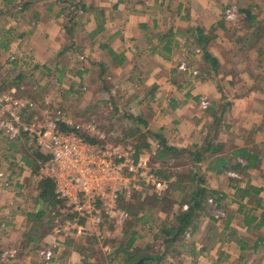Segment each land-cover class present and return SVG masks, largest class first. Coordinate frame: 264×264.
Masks as SVG:
<instances>
[{
	"label": "crops",
	"instance_id": "1",
	"mask_svg": "<svg viewBox=\"0 0 264 264\" xmlns=\"http://www.w3.org/2000/svg\"><path fill=\"white\" fill-rule=\"evenodd\" d=\"M236 1L0 0L2 86L15 87V83L10 81L12 69L24 76L19 62L10 65L7 60L15 51L33 56L37 69L50 68L53 61L56 67L62 60L73 57L72 53H80L78 57L81 60L85 54L90 55L104 67L124 71L129 78L122 75L121 80L131 81L137 91L144 89L148 93L137 98L143 101L145 107L139 106L138 102L129 103L139 106V113L134 116L146 122L148 131L161 134L168 146L192 155L203 153L201 162L191 164L190 161L188 174L191 181L188 184L194 190L203 188L209 193L221 195L223 200L219 202L227 208L225 218L218 222L208 213L197 212L193 227L190 226V241H183L181 237V243L175 242L171 247L162 241L164 247L157 258H146L141 254L138 258H129L131 254L125 256L118 253L123 248L120 243L114 248L115 253L126 257L128 263L135 264L145 259L144 264H264V224L256 227L264 210V0H240L246 6L244 12L255 17L254 23L245 26L243 22L237 38L228 39L229 26L222 13L226 4ZM75 7L80 9L73 16L71 12ZM198 41L202 44L206 42L203 49L197 45ZM262 43V47L248 52L251 46L254 48ZM222 46H225L224 49ZM236 47H243L244 53L241 50L238 52L240 55L236 53ZM193 48L195 52L199 51L194 52L197 63L200 61L204 65L202 80L193 81L190 70L181 71L178 68L182 62L190 66L187 58L192 57L190 52ZM108 50L122 55L124 63L116 66ZM204 51L217 61L216 69L204 60ZM247 59L253 61V66L242 64L241 60L245 62ZM90 61L93 62V59ZM69 65L73 67L75 63L70 61ZM89 66L100 67V63H90ZM221 73L226 76L246 73L250 83L244 86L237 77L234 82L219 79ZM203 98L211 103L206 111L198 107ZM254 126L255 131L251 130ZM155 142L149 140V151L145 150L142 157L151 161L154 159L156 153L153 154L152 149ZM214 149L217 152L211 154ZM239 150L257 156L255 169L243 170L245 161L233 157V153ZM219 158L225 160L224 167L216 166V159ZM239 159L243 161L242 165H239ZM235 165L241 168L237 171L232 168ZM19 166L12 168L14 174H11L13 188L18 190L26 182V177L33 178L30 170H21ZM178 170H181V165ZM230 170L240 175L238 181L224 176ZM247 186L261 189L259 196L243 208V212L252 209L250 215L256 218L249 227L239 211L235 191ZM9 191L0 189L1 197L6 198H3L5 207L0 208V244L6 246L0 249L13 253V256L3 264H36L31 254H39L42 249L57 243L60 248L51 263L58 262V258L61 264L83 263V257L65 244L66 239L80 236L55 235L52 231L36 247L25 245L26 215L30 214L26 208L31 200L28 197L18 199L15 207L13 204L17 199L8 198ZM25 191L21 190L19 194L25 196ZM246 203L247 200H244L243 204ZM33 206L36 209L35 202ZM134 233L135 242L127 252L134 253L138 242L146 241L137 232L131 231L130 235ZM147 244L142 246V250L147 249ZM173 250H176L175 254Z\"/></svg>",
	"mask_w": 264,
	"mask_h": 264
},
{
	"label": "rangeland",
	"instance_id": "2",
	"mask_svg": "<svg viewBox=\"0 0 264 264\" xmlns=\"http://www.w3.org/2000/svg\"><path fill=\"white\" fill-rule=\"evenodd\" d=\"M231 4H235L239 10V16H238L239 21L236 27L228 23L229 26L228 39L237 38L236 34L240 32L241 30L240 27L242 23L245 21L244 9L246 6L243 5L242 1L238 0ZM228 5L230 4H226V6ZM253 15L256 16V13L254 12ZM253 23L254 22H252L251 24ZM244 25L249 26V24L245 22ZM259 34H261V32ZM228 45H230V42H228ZM258 46L262 47L263 43L255 45L254 48L253 46H251L248 52L256 50ZM224 47L225 46H222V49H224ZM242 48L236 47L234 50H237L236 53L238 52L240 53V50L241 53L242 52L244 53V51H242ZM194 52L195 51L193 48V50L190 52V55L192 57L187 58V60L190 64V66H188L190 67L189 68L190 72L196 71L197 75L192 76L191 74L190 77L193 79V81L198 79L202 80L203 79L202 69H204V65L202 66V62L200 61L199 63H197L196 60L197 58H194L197 57L195 55L196 52L195 53ZM72 54L73 57L70 56L65 60H62V62L56 64V67H54V61H53L50 64L51 65L50 68L41 67L40 69H37L36 63L35 61H33L34 59L33 56H31L30 54L27 55L23 51H21L20 53L15 51L14 55L10 56L7 60L10 65L19 62L18 66H20V69L22 71L21 73H23L24 75L20 80H17L18 76L20 75L19 72H17L15 69H12L10 71L11 74L10 81L12 80L15 83V87L17 86L16 87L17 89H14L15 96H18L23 100L32 102L35 105V110H33V114H36L38 117L44 115L43 111L46 110L47 115L51 118L60 117V118H64L65 120H69L76 124H82V125L86 124L89 121H93L95 126L99 119L103 121V119L107 117L110 120V122H108L107 124L108 126L106 127L104 126L103 130L99 129L96 126L97 127L96 129H98L101 133L105 135V141L111 144L129 145L126 142H116V140L122 136L121 132L124 125H129L130 129L136 130V128L134 127H137L139 123L136 124V122H134L132 118L137 117L134 115H137L139 113L138 110L139 106L145 107L143 101H141L140 99L138 100L137 98L143 97L148 93L144 89L143 91H137L136 90L137 87L133 86L131 81L126 80L127 82L126 81L124 82V78L127 79L129 78L127 77V75H125L124 71L116 69L114 67H105V69H103L101 62L96 61V58L91 57L90 55L87 54L84 55L85 57L83 60H81L78 57L80 53L76 52ZM251 54H253V52ZM74 58L76 59L75 61ZM91 59H93V62L90 61ZM70 61L75 63V66L73 67L70 66L69 65ZM95 62L100 63V67L89 66L90 63L93 65V63ZM241 62L244 66L245 65L247 66L248 63L249 65L253 66L252 60L247 59L245 60V62L241 60ZM240 69H242L241 66ZM78 72H82L81 78L77 75ZM246 73L243 75L237 74L234 76H226L224 73H221L220 75H218V77L219 79L222 80L228 79V81L231 80L233 82L237 77L238 80L239 79L240 81L242 80L243 85L246 86L247 84L250 83V77L246 75ZM122 75H124L123 76L124 78L121 80ZM214 79L217 81L216 76ZM214 79L211 80H213V82L216 83ZM0 85L2 86L1 83ZM72 86L73 88L71 89ZM2 87L3 89L10 88L8 86L6 87L2 86ZM109 98L113 99V104L118 108H115L114 105L112 104L108 105ZM133 102L134 104H137L138 102L139 106L137 107L134 104L133 105L129 104ZM89 106L91 107L95 106L96 107L95 112H97L98 115L100 116L96 117L95 115H91L90 118L87 119L84 115V110L87 107L89 108ZM120 122H122V125H120ZM140 128H143L141 124H140ZM255 129L256 127L254 126L251 130L255 131ZM146 131L147 129L144 127L143 130L140 131V133H144ZM3 138L5 137L3 135L1 137L0 135V170H6V172H8L11 175L12 173L14 174L12 168H16L18 164H21V157L23 154L22 152H12L6 149L5 148L6 142L3 141ZM154 144L153 147L155 146ZM147 159L150 161V164L154 169H156V171L158 170L156 167H158L164 173V176H166L167 179L172 181L171 190L166 195H164V197L161 200L160 198H156L151 194H148L143 198H138V199L135 198L133 200L134 202L129 204L128 206V208L131 207L130 209L131 214L126 209L128 214V219L126 220V222L121 227H118V229L113 227L110 228L111 233L105 236V238L101 240V243L100 241L96 240L94 241L95 243L93 242L91 243V245H88L87 248L88 250L84 251V254L88 256V258L85 257L84 259H82L81 260L83 262L82 264H131L127 262L128 260H126V257H123L122 255L115 253L114 250L116 246L126 241L131 231L137 232L139 236L143 237V239H146V241L145 240L139 241L138 246H136V248L133 249L137 255L139 254L145 255L146 258H151V257L157 258L158 254L161 253L164 247L163 246L164 244L163 243H162L163 245L161 244V242L163 241V237L158 235L161 226H163L164 224L173 225L174 221L172 217L174 216V214H178L181 211L182 212L186 211L189 206L188 201L190 199L191 193L194 191V188L188 184V182L191 181L190 176L188 174V172H190L189 166H191V164L189 159L183 158L178 160L176 159L177 161L175 160V162L171 161L169 165L161 166L159 163H157L156 160L152 159L151 161L148 157ZM238 163L241 164L240 162ZM179 165H181V170H178ZM230 171L235 172L238 177L235 179L228 177L227 176L228 171L226 172V174H224V176L228 177V179L238 181L240 179L239 178L240 175L234 170H230ZM177 178L179 179V181ZM12 179L14 180V178ZM25 181L26 182H24L23 186L19 190L16 187L15 188L12 187L11 191L8 190L10 193L8 198L12 197L14 199H17L13 204L15 207H17V203H19V200L28 197L29 200H31V204L27 205L26 209L29 210L27 213H32L35 211L33 205L34 202L36 204L35 198H37L38 195V189H37L38 181H35L33 178L30 177H26ZM177 181H178V185H176ZM183 183L186 184L184 185ZM175 187H177V191L174 190ZM21 190L22 191L27 190L23 193L26 194L27 196L26 195L21 196V194H19V191ZM27 192L29 194H27ZM4 195L6 196L7 194L4 193ZM3 198L5 197L3 195L1 197V193H0V208L5 207ZM221 204L222 202H219L218 204L219 209H221L224 212V215L226 216L227 208ZM185 206H187L186 209ZM9 207L11 206L9 205ZM203 208L205 209L203 213L206 214L208 213L210 217L213 219L211 215L212 211L209 209L207 205V200L205 201V204L203 203ZM133 214H135L134 215L135 217L134 216L132 217ZM225 216L222 219H224ZM189 228L192 229L191 227ZM155 236H157V238H154ZM72 239L71 240L75 244H78L79 242H83L82 238L74 237ZM182 240L186 242L190 241V239L185 240L184 234L182 236ZM53 243L54 241L50 244ZM146 243H148L146 245L147 249L145 247L142 250V246H144ZM5 246L4 244L3 245L0 244V247H5ZM3 251L4 249H0V256L3 254ZM31 257L33 259L32 261H34L35 259L36 264H43L39 261L40 257L37 252L33 253V255L31 254ZM0 264H3L1 258H0ZM51 264H61V262H59V258H58V262Z\"/></svg>",
	"mask_w": 264,
	"mask_h": 264
},
{
	"label": "built area",
	"instance_id": "3",
	"mask_svg": "<svg viewBox=\"0 0 264 264\" xmlns=\"http://www.w3.org/2000/svg\"><path fill=\"white\" fill-rule=\"evenodd\" d=\"M238 16L235 4L225 7L226 23L236 27ZM178 68L189 70L185 62ZM191 74L196 76L197 72L191 71ZM210 106L206 98L199 102L203 111ZM33 110L35 105L15 96L14 88L3 89L0 85V132L8 141L20 143L26 151H38L48 157L46 161H36L38 170L33 178L38 182L49 179L53 183L58 202L52 211L55 235L93 236L101 241L109 235L110 228L122 226L128 219L124 206L127 202L148 194L163 198L171 190L172 181L158 174L147 158L138 156L130 145L106 142L93 121L76 124L60 117L51 118L46 110L38 117ZM80 132L95 137L97 144L87 143ZM154 145L153 154L160 149L158 143ZM227 176L238 177L233 171H228ZM12 187V176L0 170V188L8 191ZM207 205L215 221L225 216L216 200L208 198ZM190 235L188 228L185 240ZM59 248L57 243L42 249L38 254L40 262L51 264ZM12 256L13 253L5 251L1 261L6 262Z\"/></svg>",
	"mask_w": 264,
	"mask_h": 264
},
{
	"label": "trees",
	"instance_id": "4",
	"mask_svg": "<svg viewBox=\"0 0 264 264\" xmlns=\"http://www.w3.org/2000/svg\"><path fill=\"white\" fill-rule=\"evenodd\" d=\"M80 7L77 9L75 7V10H73L72 15L76 16V12ZM246 16L245 23H248L249 25L254 22L255 17L251 16L249 13H244ZM221 28L223 27L222 24ZM260 30L258 29L257 32ZM67 32L71 33V31ZM99 32V28L96 31V33ZM95 33V34H96ZM259 34V33H258ZM206 45V42L204 43ZM204 44H202L200 41L197 42V45L203 49ZM108 55L111 57L112 61L115 63L116 66H121L124 63V58L122 55H117L111 50H108ZM203 58L205 61L210 62L211 66L216 69L218 66L217 61H214L212 57L204 51L203 53ZM95 67V66H92ZM102 68L105 69V67L102 65ZM77 75L81 78L82 72H78ZM23 76L19 75L17 80H20ZM73 86L71 87V89ZM110 90V89H109ZM109 103L108 105H114L113 104V99L109 98ZM115 108H118L117 106L114 105ZM96 111V107L89 106L84 110V115L87 119L90 118L91 115H95L96 117H99ZM119 111V109H118ZM116 111V112H118ZM132 118V117H131ZM134 122H136L137 127L136 130L130 129L129 125H124L122 128L121 132V137L116 140V142H126L127 144L131 145L135 150L136 154L138 156H141L144 154V151L146 150L147 152L149 151V140H156L155 143H158L160 145V149L157 150L156 154L154 155V160L157 161L161 166L164 165H169L171 161H174L177 159H189L194 163H198L202 161L203 158V153L202 152H197L194 155L187 153L185 150H178L174 147L168 146L164 137L161 134H153L150 131H146L144 133H140V131L143 130V128H146V122L141 118V117H133L132 118ZM121 121V120H120ZM108 122H110L109 118L105 117L103 121L100 119L97 121L96 126L99 129L104 128V126H108ZM113 123V121H112ZM140 124L142 125L143 128H140ZM120 125H122V122H120ZM96 127V128H97ZM65 129V127H63ZM66 130V129H65ZM138 130V131H137ZM69 131V130H66ZM78 133V132H77ZM0 135L2 137V133L0 132ZM81 138H84L87 143L90 144H97L96 138L95 137H89L83 133H79ZM3 141H5L6 145L5 148L8 149L9 151L12 152H22V160L20 164V169L21 170H30L32 174H35L38 170V167L36 165V161H46L48 157L38 151H31V152H26V149L17 142H10L3 138ZM211 154H215L217 152V149L211 150ZM205 154V153H204ZM233 157H240L245 161V165L242 167L243 170H251L255 169L256 165L258 164V159L255 154L250 155L246 153L244 150H239L233 153ZM176 160V161H177ZM240 165V164H239ZM239 165H235L232 168L235 170H239L241 167ZM216 166H225V160L224 159H216ZM157 173L162 175L164 178L163 172L161 170H157ZM219 173V172H217ZM178 179V178H177ZM179 181V179H178ZM178 181L176 182V185H178ZM172 187V185H171ZM179 188V187H178ZM38 196H37V203H36V209L34 213H30L26 215L27 218V223H26V232L23 235V243L25 245L32 244L33 247H36L42 239L45 238V236L53 231V217H52V211L56 209L58 206V202L55 200L54 197V186L51 180L49 179H43L38 182ZM175 191H177V187L174 188ZM236 194L238 195L237 203L239 206V211L244 215V222L247 227L253 223L256 218L254 216L250 215V212L252 209L246 210V212H243V208L245 209L247 205H250L251 202H253V199H256L260 192V188H255V187H250L247 186L244 189H235ZM212 197L214 200L217 201L219 204V201H222L223 197L219 195L218 193L214 192H208L205 189H196L191 193L190 199L188 201L189 206L186 211H181L178 214H174L173 218V225H166L164 224L160 228V232L158 233L159 236L163 237V243L167 245V247H171L175 242L180 243V239L183 236L185 230L192 226L195 221V216H197V212H204L203 208V203L205 204V201L207 198ZM138 199L137 197H134V199ZM133 199V200H134ZM129 201L127 202L125 208L127 211L130 212L131 207L128 208L129 204L133 203L134 201ZM157 200V199H156ZM247 200L246 204H243V201ZM257 205L259 206V201L257 202ZM131 214V212H130ZM135 214L132 215V217ZM135 217V216H134ZM260 223L257 224V228L262 226L264 224V210L260 214ZM135 234L130 235L127 237L126 241L122 243L123 248L118 251V253H122L125 256H131L129 258H138L139 255H137L135 252H127L130 248H132L135 239H134ZM81 238V237H80ZM154 238H157L155 236ZM66 239V247H71L74 248V250L83 256V259L88 256L84 254V251L88 250V245H91L94 241L97 239L93 236L89 237H82L83 242H79L78 244H75L72 240ZM95 243V242H94ZM123 250V251H122ZM173 253H176V250L172 251ZM117 253V254H118ZM142 257V256H141ZM140 258V257H139ZM136 261V260H135Z\"/></svg>",
	"mask_w": 264,
	"mask_h": 264
},
{
	"label": "water",
	"instance_id": "5",
	"mask_svg": "<svg viewBox=\"0 0 264 264\" xmlns=\"http://www.w3.org/2000/svg\"><path fill=\"white\" fill-rule=\"evenodd\" d=\"M145 259H140L139 261H137L135 264H144Z\"/></svg>",
	"mask_w": 264,
	"mask_h": 264
}]
</instances>
